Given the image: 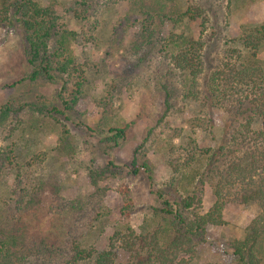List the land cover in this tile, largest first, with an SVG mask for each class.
Listing matches in <instances>:
<instances>
[{"label":"rangeland","instance_id":"1","mask_svg":"<svg viewBox=\"0 0 264 264\" xmlns=\"http://www.w3.org/2000/svg\"><path fill=\"white\" fill-rule=\"evenodd\" d=\"M38 1L55 9L60 22L77 32L69 51L83 66L88 81L74 110L58 113L54 107L63 109V100L71 93L70 84L67 89L61 80L27 79L30 70L24 59L22 28L15 18L0 24V109L8 103L17 107L7 117L1 116L4 122L0 121V221L17 218L16 207L27 203L29 192L39 189L46 209V221L41 228L46 230L56 209L52 206L56 205L52 190L58 188L63 201H90L76 221L77 233L73 237L79 236L85 246L103 250L117 230L124 232L132 226L140 233L153 207L159 205L156 191L162 189L171 200L177 198L178 192L172 185L176 174L168 164L173 131L166 129L167 125L182 129L187 136L191 119L202 118L208 112L214 121L213 133L197 128L194 136L199 146L214 147L223 139L228 115L223 107H212L205 98L207 75L216 69L227 40L237 41L245 27L264 20V0H175L169 4L183 8L195 5L201 13L196 20L186 19L178 27L180 32L198 37L199 30L205 28L206 38L213 36L205 46L209 64L199 81V99L183 97L182 77L174 69L169 52L161 49V41L156 38L154 43L143 41L141 22L120 26L137 11L129 0H99L85 20L76 15L79 9L75 8V0ZM205 17L206 26L201 27ZM162 29L164 36L167 24ZM259 56L264 61V51ZM165 86L179 91L170 98L169 108L165 103ZM100 103L109 104L111 116L106 119ZM163 114L165 118L158 124ZM101 118L103 130L111 125L134 123L127 138L113 146L97 128ZM150 129L153 131L149 135ZM180 142L179 137L173 138L175 145ZM140 145L153 165L152 182L144 173L134 176L128 172L127 165ZM110 161L120 168L112 169L108 178L100 182V187L105 188L103 195L92 184L89 169L105 168ZM205 162L201 157L189 165L185 163L182 171L200 173ZM42 183L44 186L39 187ZM202 198L205 212L215 202L209 184H205ZM258 212L257 203L228 204L224 209L227 223L209 226L208 240L197 246L192 264H234L236 257L230 243L243 236L245 227ZM126 259L127 254L121 251L120 261Z\"/></svg>","mask_w":264,"mask_h":264},{"label":"trees","instance_id":"2","mask_svg":"<svg viewBox=\"0 0 264 264\" xmlns=\"http://www.w3.org/2000/svg\"><path fill=\"white\" fill-rule=\"evenodd\" d=\"M122 1L128 0H115ZM129 1L137 11L126 17L120 26L130 27L134 22H141L139 30L143 41L154 43L156 38L161 41V49L169 52L174 69L182 77L183 97L199 99V81L209 64L205 46L213 36L207 39L205 28L199 30L197 37L180 32L178 27L186 19L196 20L201 13L195 5L169 6L175 0ZM98 3L99 0H75V8L79 9L76 15L88 19ZM13 18L23 31L24 59L30 70L26 78L30 81L61 80L67 89L70 84L71 93L63 100V109L55 106L54 110L58 113L74 110L88 81L83 66L69 51V44L77 32L60 22L55 9L42 6L38 0H0V24ZM205 20L206 17L201 27L206 26ZM164 24L167 29L163 36ZM225 46L216 69H209L205 85V98L210 105L223 107L228 115L221 142L202 148L194 136L197 128L213 133L214 121L208 112L202 118L191 119L187 136L182 129L166 127L173 131L168 164L176 174L172 179L178 192L176 199L165 196L162 189L156 191L159 205L153 207L140 233L127 226L124 232L115 231L107 248L96 250L85 246L79 236L73 237L77 233L76 221L89 200L63 201L59 189H53L56 205L52 206L56 209L44 230L41 226L46 221L45 205L40 201L39 189L33 190L28 193L27 203L16 207L19 210L17 218L0 221V264H192L197 246L208 240L209 226L225 225L224 209L234 201L259 206L258 214L247 224L243 236L230 243L236 257L234 264H264V61L259 56L264 51V20L245 27L237 41L227 40ZM165 87V103L169 108L170 98L177 96L179 91L175 87ZM100 106L105 119L111 116L108 103H100ZM11 111H17V107L9 103L4 105L0 117H7ZM2 117L0 121L4 122ZM164 118L165 114L161 115L157 123ZM133 123L111 125L103 130L101 118L97 128L104 133L105 141L118 146L127 138ZM152 131L150 129L148 134ZM174 137L181 139L179 145L173 143ZM142 146L134 151L127 165L128 172L134 176L144 173L152 182L153 165ZM180 154H184L183 158ZM201 157L206 162L200 173L182 171L185 163L189 165ZM119 168L120 165L110 161L105 168L89 169L98 193L104 195L105 188L100 187V182ZM205 184L211 186L215 202L204 212ZM42 186L44 183L39 185ZM121 251L127 254L125 262L120 261Z\"/></svg>","mask_w":264,"mask_h":264}]
</instances>
